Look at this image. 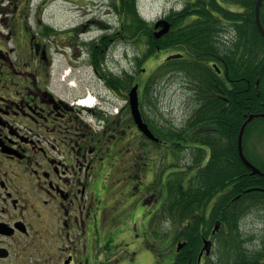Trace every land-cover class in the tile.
I'll list each match as a JSON object with an SVG mask.
<instances>
[{"label": "flooded vegetation", "instance_id": "1", "mask_svg": "<svg viewBox=\"0 0 264 264\" xmlns=\"http://www.w3.org/2000/svg\"><path fill=\"white\" fill-rule=\"evenodd\" d=\"M16 1L0 8V12H7L0 23L8 29V35L2 31L0 35L15 40V47H10L0 37V264L179 263L188 245L181 232L185 215L180 208L178 212L170 208L169 182L179 177L184 157H212L216 150H222L217 136L200 135L196 133L200 127L191 131L187 122L177 125L160 117L157 110L144 102L142 81L140 112L158 140L150 139L140 130L127 85L108 82L110 76L123 79L133 76L135 82L136 76L126 68L116 74L110 62L120 45H136L134 33L123 32L115 1L108 6L109 12L116 16V25L104 19L107 14L99 17L97 11L94 15L87 14L79 27L73 26L65 34H57L43 23V11L41 7L34 10L32 0H18L17 4ZM214 1L228 7L224 0ZM33 13L36 25L28 21ZM126 26L131 28L129 24ZM34 27L42 36L32 33L29 39V31ZM98 28L104 30L101 35H90L92 29ZM76 31H80L77 40L72 35ZM56 36L61 37V44L68 49L62 55L72 67L67 80L62 78L68 91L59 87L54 54L44 38L52 37L53 41ZM15 51L16 61L12 57ZM101 53L106 54L104 70L92 63L98 61ZM83 66L93 74L98 88L86 84L84 90L71 93L69 87L77 84L73 70ZM222 73L221 70L219 74ZM87 95H93L94 107L78 103ZM203 138H208L211 144H206ZM175 158H179L177 166ZM161 162L167 171L159 179L156 167ZM158 183L162 187L160 196L153 191ZM232 188L233 184H229L214 196L203 214L191 216L194 240L202 242L196 251L197 264H206L213 255L215 237L225 226L224 220L245 207L242 196L246 191L231 197ZM254 189L264 195V188ZM219 199L224 200L225 208L215 216L219 232L212 235L216 223L209 231L198 221L202 216L205 220L212 219ZM111 202H115L114 208L110 207ZM154 204L160 207L157 220L160 234L173 235L170 256L153 253L152 223L150 228L145 225L143 233L137 231L138 224L134 226L135 219L142 217V207L146 216L151 214ZM164 222L171 223L165 231L161 227ZM200 234L202 239L198 238ZM208 240L213 245L205 250ZM119 244L133 248L136 251L133 257L121 258L116 252ZM260 250H264V242Z\"/></svg>", "mask_w": 264, "mask_h": 264}, {"label": "trees", "instance_id": "2", "mask_svg": "<svg viewBox=\"0 0 264 264\" xmlns=\"http://www.w3.org/2000/svg\"><path fill=\"white\" fill-rule=\"evenodd\" d=\"M114 1L120 10L123 32H133L135 35L139 55L135 57L137 66L171 50L182 55L168 67L188 80L193 93L194 109L187 120L190 130L196 126L200 127L196 131L200 135L215 134L216 141L223 146L212 157H190L179 177L169 182L170 208L176 212L180 208L181 214L185 215L181 232L182 237L188 240L182 259L177 264H188L189 261L197 264V248L202 246V242L194 240L192 231L195 228L191 216L197 212L203 214L209 201L229 184H233L231 197L247 191L242 196L245 207L231 219L228 217L224 220L225 226L215 237L217 245L213 259L206 264H264L261 263L263 251L249 254L243 246L239 224L253 208L264 209V195L254 189L264 188V175L252 174L237 153V140L243 123L252 114H264V36L256 26V0H224L227 8L214 0H188L182 10L166 16L172 28L160 39L154 35L155 23L146 22L140 17L137 0ZM262 22L264 25V6ZM72 35L75 40L78 39V34L72 32ZM105 61L106 54L101 53L94 63L99 70H104ZM213 63L223 71L221 75ZM122 77L110 76L108 82L115 84L114 81H117L121 87L127 85L126 89H130L134 77ZM152 79L146 83L145 93L150 91L147 86ZM251 124L264 132V118L256 119ZM249 135L250 128L245 137ZM205 142L211 144L209 139ZM246 156L264 171L262 158H255L249 152H246ZM221 208H225L223 199L218 200L212 219L200 218L198 222L203 229L211 231ZM198 238L202 239V234Z\"/></svg>", "mask_w": 264, "mask_h": 264}, {"label": "rangeland", "instance_id": "3", "mask_svg": "<svg viewBox=\"0 0 264 264\" xmlns=\"http://www.w3.org/2000/svg\"><path fill=\"white\" fill-rule=\"evenodd\" d=\"M12 0H0V8H7ZM177 1V0H172ZM171 0H141V8L144 12V14L147 16L148 19L151 21H156L163 17L165 12L170 9V6L172 4ZM102 2V3H101ZM109 2L111 0H32V8L38 9L41 7L43 14L41 16V20L45 25L48 27L54 29L55 31H63L66 29L74 28L73 26L79 27L81 22L85 20V16L87 14L94 15L97 11L99 12V17L103 16V14H107V16H104V19H108L110 23L117 22L116 16L112 15L109 11H111V8H109ZM18 3V0L16 1V4ZM100 4V5H98ZM181 6V5H180ZM7 12L2 13L0 12V21L1 19L6 16ZM36 14H32L31 17L28 19V21H31V23L35 24ZM107 23V22H105ZM4 25L0 23V32L2 31L5 35H8V29L3 27ZM95 29V28H94ZM102 31L100 28L97 30L93 29L90 31V35H101ZM36 34L38 36H42L38 33L37 28H32L29 31V39L32 35L30 34ZM74 33V32H73ZM75 34H80V31H76ZM0 37H4V42L7 46L15 47V40L14 39H5V36L0 35ZM57 40L53 38V41L51 40L52 37H44L45 42L50 45V52L54 54V61H55V67L54 71L57 74L56 79L58 83H60L59 87L61 89H65L68 91V85L67 82H62V78L67 80V72L72 70V67H70L68 63V58H64L62 55L63 51H68L67 48L64 47L63 44H61L62 40L61 37L56 36ZM84 37L81 36V38ZM63 39V38H62ZM29 40L27 39V42ZM24 44V43H22ZM59 48V49H58ZM59 50V51H58ZM28 49L27 52L28 53ZM128 52L126 55L125 52ZM23 52V49H22ZM176 53L175 51L170 52V54ZM138 55V47L136 45H128L125 46L122 44L120 47H118L116 56L114 59H110V62L113 66V71L118 74L123 72V69H129L132 70V72L137 76V78L141 79V68L142 72L143 69L148 68V74L143 75L144 80L142 82L147 81V84L150 82L151 77L153 78L151 83L147 86L150 91L148 93H145V99L144 102H147L149 107L151 109L157 110L160 117H164L169 122H173L177 125L183 124L187 122L191 111L193 108V100H192V92L189 87V82L181 73H175L174 71L170 70L171 67H168L169 65H172L174 61L163 63V59L159 58L160 55L158 54L157 60L151 67L149 63H143L142 66H137L135 57ZM13 59L16 61L17 55L16 51L12 53ZM82 58L80 61H82ZM85 61V60H84ZM83 61V62H84ZM94 61H92L93 63ZM134 63V64H133ZM136 64V65H135ZM162 66H161V65ZM161 66V71H158ZM137 66V67H136ZM168 67V68H167ZM158 68V69H157ZM70 69V70H69ZM156 71V72H155ZM150 73H152V76L149 77ZM155 73V74H154ZM73 76L74 80L76 81V88H70L69 91L71 93H77L80 90H84L86 84H92L95 90L98 88L97 80L94 78L93 74L88 70L85 66L78 68V70H73ZM145 85V84H144ZM154 96V97H153ZM91 97V96H89ZM151 109L147 108V110L151 111ZM152 116L155 117L153 114ZM208 138H203V140H207ZM263 139V140H262ZM249 147L251 146V149L256 147V145L259 147V153L258 155L264 160V136L260 135L258 131L255 129H250V135H249ZM252 156L255 158H258V156L254 155L252 151ZM184 162L188 161L189 159L187 157H184ZM190 161V160H189ZM164 164L161 162L157 169L156 176L160 179V176L162 175V172H166L167 168H164ZM107 182L105 187H107ZM158 196H160V193L162 191L161 184L158 183L154 190ZM115 202H111V208H114L115 205H113ZM159 205L154 204L151 206V214L147 213L145 214V208L143 209L142 217H137L134 221L138 224V230L141 233L144 232L145 225H147L149 228L152 223V243L151 246H153V253H158L159 255H166L168 256L172 255L170 250V245H172V238L173 235L168 236H162L160 234V230L158 228L157 220L160 217V209ZM143 224V225H142ZM170 222L163 223L161 225L162 229L165 231L169 229ZM239 224L241 226V233H242V241L243 246L248 251L249 254L260 250V246L264 242V209H257L253 208L251 212H248L244 215L241 221H239ZM131 225H133V221L131 222ZM142 227L140 228V226ZM244 241H246L244 243ZM118 245L116 252L119 253V256L121 258H129L133 257V254L136 252L133 248H128L126 246H120ZM256 246L255 248H252ZM165 251V252H163ZM263 251L264 250H260ZM137 257V255H136ZM166 257V256H165ZM169 264H171V261H169Z\"/></svg>", "mask_w": 264, "mask_h": 264}, {"label": "water", "instance_id": "4", "mask_svg": "<svg viewBox=\"0 0 264 264\" xmlns=\"http://www.w3.org/2000/svg\"><path fill=\"white\" fill-rule=\"evenodd\" d=\"M264 0H257L255 4V19H256V26L259 30V32L264 36V26L262 23V8H263ZM162 27V30L156 33V38H160L167 34L170 30V23L166 21H160L156 24L155 28ZM181 55H173L168 58V60L171 59H178L181 58ZM131 103H132V109H133V114L136 118L137 125L139 126L140 130L146 134L149 138L157 140L155 136L152 134V132L149 130L148 126L143 122L142 115L139 109V98H138V85H136L132 91H131ZM264 116V115H262ZM255 116H251L249 120L243 125L240 135H239V153L242 162L245 164L247 168H249L252 171V174H257V175H262L263 173L254 165L252 164L244 155L243 148H242V138L243 134L245 131V128L247 124L253 120ZM218 225L216 226V228ZM212 245L211 241H207L205 243V250H209V247Z\"/></svg>", "mask_w": 264, "mask_h": 264}, {"label": "bare ground", "instance_id": "5", "mask_svg": "<svg viewBox=\"0 0 264 264\" xmlns=\"http://www.w3.org/2000/svg\"><path fill=\"white\" fill-rule=\"evenodd\" d=\"M79 104L86 107H93L96 105V101L93 97H85L79 100Z\"/></svg>", "mask_w": 264, "mask_h": 264}]
</instances>
